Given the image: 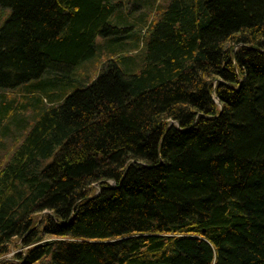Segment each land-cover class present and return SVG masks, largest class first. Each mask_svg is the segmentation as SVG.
Returning a JSON list of instances; mask_svg holds the SVG:
<instances>
[{"label":"trees","instance_id":"trees-1","mask_svg":"<svg viewBox=\"0 0 264 264\" xmlns=\"http://www.w3.org/2000/svg\"><path fill=\"white\" fill-rule=\"evenodd\" d=\"M0 9V92L40 90L0 166V264H264V0ZM136 35L141 63L68 89L98 37Z\"/></svg>","mask_w":264,"mask_h":264},{"label":"rangeland","instance_id":"rangeland-1","mask_svg":"<svg viewBox=\"0 0 264 264\" xmlns=\"http://www.w3.org/2000/svg\"><path fill=\"white\" fill-rule=\"evenodd\" d=\"M157 1H159L160 4L165 2V0ZM131 10L132 7L128 9V13H124V17L122 16L126 21L129 20V17L125 14L130 16V13H134ZM9 14V10L0 9V26L3 25ZM137 15L139 16L140 14H136L135 16ZM139 24V30H143L144 25L141 22ZM137 39L136 35L134 36V39L126 40V48H121L120 46L117 48L115 45L109 44L110 42L108 39L98 37V54L73 70L70 75L66 76V82L69 84L68 89L71 88L72 90L73 87L76 88L80 84L85 85L95 79L100 72L102 65L107 61L109 56L117 52L124 53L129 57L133 56L132 60L138 61V63L140 61L141 63L140 58L143 56V48L141 43V45H139L141 52L138 54V51H136L138 48L136 49L135 47L137 46L136 44H138ZM49 88L56 89L55 85H52ZM39 92V84L36 81L24 84L14 90L0 92L4 96V104L0 108V166L4 165L9 160L13 151L21 143L26 134L24 130L31 120V116L28 115V112L34 107L36 101L34 98H36L35 96L40 95ZM50 92L54 94L57 91L51 90ZM49 104V101H47V105ZM13 254L14 252L12 251L8 258L12 257Z\"/></svg>","mask_w":264,"mask_h":264}]
</instances>
